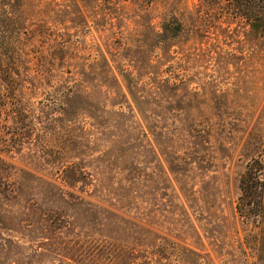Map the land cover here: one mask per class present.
<instances>
[{
  "label": "rangeland",
  "instance_id": "374dc122",
  "mask_svg": "<svg viewBox=\"0 0 264 264\" xmlns=\"http://www.w3.org/2000/svg\"><path fill=\"white\" fill-rule=\"evenodd\" d=\"M227 15L0 0V264H264V34Z\"/></svg>",
  "mask_w": 264,
  "mask_h": 264
},
{
  "label": "trees",
  "instance_id": "16d2710c",
  "mask_svg": "<svg viewBox=\"0 0 264 264\" xmlns=\"http://www.w3.org/2000/svg\"><path fill=\"white\" fill-rule=\"evenodd\" d=\"M206 4H218L227 10L226 19L241 20L258 23L264 34V0H204ZM222 4V5H221ZM209 26V25H208ZM264 161L256 158L250 163L246 172L241 178L240 196L245 204H251L255 199L259 201V206H264V173L262 177V188L259 190L257 182L260 181V171L264 169ZM1 181V180H0ZM259 197V198H257Z\"/></svg>",
  "mask_w": 264,
  "mask_h": 264
}]
</instances>
